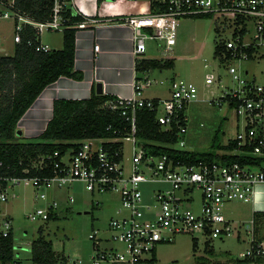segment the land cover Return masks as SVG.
Listing matches in <instances>:
<instances>
[{"label":"built area","instance_id":"2783aa9c","mask_svg":"<svg viewBox=\"0 0 264 264\" xmlns=\"http://www.w3.org/2000/svg\"><path fill=\"white\" fill-rule=\"evenodd\" d=\"M13 1V0H12ZM90 0L89 10L78 0H53L51 18L45 22H34L11 10L1 14L3 19H11L14 24V43L20 42L22 24L42 31H63L70 27L65 18L68 12L79 16L82 21L73 25L77 31L96 26L119 25L130 30L132 54L138 59L147 51L146 41H163V53L171 52L176 44L179 21L182 18L209 17L216 23L218 34L225 29L231 31L227 41L219 40L224 50L217 56L225 64L226 72L235 85L234 90L225 92L222 97L213 98L210 103L221 107L226 104L236 119V132L224 146L231 149H217V159L210 162L188 164L169 157L147 151L136 138V116L140 109L158 113L163 110L161 124L170 129L174 124L178 129L179 140L174 146H185L187 132L188 105L197 100V90L176 79L171 80L168 99H146L143 92L152 85L149 78L135 79L132 96L114 98L105 103V109L119 111L130 125L127 135L117 139L90 138L78 142L76 150L64 154L54 152L52 156L32 163L35 171L47 167L53 170L51 176H5L0 173V204L9 202L15 195L14 187H31L37 191L35 198L47 200L50 187L69 188L73 182H83L91 193H115L121 203L120 218L109 223L110 239L118 247L101 248L95 239L96 231L89 235L93 243V264H141L149 262L158 245L170 242L177 234H189L204 239V243L221 240L232 235L234 227L225 215V208L231 202L252 204L254 208L262 204L264 187V85L249 80L233 65L235 60L246 61L264 48V0H155L160 4L156 12L134 15L100 16L97 10L101 5L110 10L113 1ZM134 2L135 0H128ZM151 2V1H150ZM78 4V5H77ZM12 5V2L9 3ZM100 6V7H99ZM48 45L40 44L36 51L47 52ZM100 47H93V60L96 61ZM170 59L169 57H165ZM248 75V71H245ZM220 83V78L206 75L205 84ZM160 85L163 82H159ZM121 143V148L111 151L106 144ZM129 143L130 156L123 155V143ZM168 147V145H165ZM234 156L236 161H226L223 157ZM129 161L123 166V161ZM22 184V185H21ZM143 185L159 186L149 190V199L143 197ZM201 192V206L194 212L193 192ZM73 199H68L72 203ZM58 202L51 201L44 208L36 209L27 215L30 221L47 222L50 215L57 216ZM256 209L253 213H263ZM58 217V216H57ZM6 229L0 236L11 233V219L4 218ZM254 224V220H251ZM264 256V243H258L252 228L249 247L238 254V259Z\"/></svg>","mask_w":264,"mask_h":264},{"label":"rangeland","instance_id":"374dc122","mask_svg":"<svg viewBox=\"0 0 264 264\" xmlns=\"http://www.w3.org/2000/svg\"><path fill=\"white\" fill-rule=\"evenodd\" d=\"M4 8V5L0 4V10ZM4 10L8 12L7 8ZM108 14H111V11ZM10 21L11 19L0 18V56L13 54L11 42L13 31ZM215 25L213 18L209 17L182 18L179 21L176 44L169 53H163V47H160L164 45L163 41H146V58L166 60L165 57H169L174 61V67L171 69L151 71L148 77L152 85L145 89L146 97L168 99L172 79L194 86L197 90V100L190 103L186 110L188 123L184 136L185 146L182 148L186 151H209L211 141L217 133L219 145L224 146L236 132L233 111L228 109L226 104L218 107L210 103L213 98L218 99L225 92L235 89L234 83L226 72L225 64L220 63L218 57L214 55L217 42L229 40L231 31L225 29L218 34L214 31ZM40 41L51 49H61L63 33L62 31H42ZM233 65L247 79H254L256 84L264 85V48H261L255 57L246 61L235 60ZM245 71H248L247 76ZM206 75L219 77L220 83L216 81L211 85L205 84ZM161 81L162 85L159 83ZM163 117V110L159 108L157 119L162 121ZM16 136L19 142L39 140L37 137ZM123 155L125 159L130 156L127 142L123 143ZM125 159L124 167L129 163ZM158 187V185L141 187L147 203L150 202L149 190ZM12 193L15 196L9 202L0 204V231L6 229L4 218L8 216L11 219L14 262L16 263L9 264H33L30 245L39 235L51 241L53 250L63 253L68 258L69 264H93L91 256L95 240L89 239V235L95 231L97 233L95 239L100 241L101 248L119 246L111 241L108 230L110 221L124 214V212L118 213L121 203L117 194L113 192L91 193L83 182H73L68 189L50 187L45 191L47 200L36 199L38 192L31 187H14ZM200 194L198 190L193 192L195 202L191 208L194 212L200 209ZM70 197L73 199L72 203L68 202ZM51 201L59 204L56 220L46 223L30 221L27 218L29 213L44 208ZM224 215L235 229L231 236L221 240L216 239L210 243L208 249L212 250L211 254L206 252L203 238L198 237L197 248L193 249L194 236L177 234L170 242L157 246L155 262L147 261L141 264H236L238 254L249 247L252 228L257 231L255 238L264 243V214L253 216L251 204L231 202L227 204ZM203 257L208 261L205 262ZM252 264H264V257L261 261Z\"/></svg>","mask_w":264,"mask_h":264},{"label":"trees","instance_id":"16d2710c","mask_svg":"<svg viewBox=\"0 0 264 264\" xmlns=\"http://www.w3.org/2000/svg\"><path fill=\"white\" fill-rule=\"evenodd\" d=\"M98 4L103 0H97ZM5 8L19 15H23L34 22H45L51 18L53 0H13L10 6L3 0ZM160 4L155 0L150 2V11L159 10ZM68 28L62 31L63 41L61 49H50L47 52L36 51L40 45V34L29 25L22 24L20 42L14 46L11 56H0V173L5 176H23L28 169L29 176H51L53 170L47 162V167L35 171L31 168L33 162L41 158L52 156L54 152L64 154L69 150H76L78 142L84 139H117L130 131V125L119 111L105 109L107 101L113 97L92 94L88 99L71 100L55 99L52 105V116L43 132L35 142H19L17 126L28 109L34 104L45 88L55 83L61 77L81 79V75L74 70L75 35L77 29L73 26L82 18L73 16L70 12L65 15ZM16 24V20L14 22ZM218 32V29H214ZM222 44L217 42L214 55L223 51ZM174 67L173 59L156 60L140 59L135 63V73L147 74L152 70H164ZM136 138L143 147L157 155L167 154L169 157L188 164L210 162L217 159V149H231L232 145L220 146L218 133L211 141V148L206 152H193L177 149L174 146L179 140L178 129L172 125L170 129L163 127L157 119V112L140 109L136 116ZM165 145H168L166 147ZM111 151L121 148L120 142L106 144ZM226 161H236L234 156L223 157ZM263 213H254L253 216ZM55 214L50 215L48 221L56 220ZM47 221V222H48ZM46 222V223H47ZM254 232L257 233L255 230ZM256 237V235H255ZM257 239V238H256ZM258 243H261L259 239ZM194 239L193 249L197 248ZM209 243H205V250ZM31 259L33 264H69L68 258L52 248L51 241L39 235L31 242ZM13 235L0 236V264L14 262ZM264 257V256H263ZM263 257L236 259V264H252ZM207 262L208 260L202 258ZM153 254L149 262H155ZM16 263V262H14Z\"/></svg>","mask_w":264,"mask_h":264},{"label":"crops","instance_id":"0c3cea01","mask_svg":"<svg viewBox=\"0 0 264 264\" xmlns=\"http://www.w3.org/2000/svg\"><path fill=\"white\" fill-rule=\"evenodd\" d=\"M4 1H7V3L12 2V0ZM78 1L82 3L81 5L84 4V0ZM85 1H87L86 8L89 10L90 0ZM113 2L110 10H105L102 4L96 14L104 16L111 11L110 15L112 16L134 15L147 13L150 10V1L113 0ZM0 4L4 5L3 0H0ZM4 9L0 10V18L1 14L5 13ZM10 22L14 37V23L12 20ZM130 35L131 32L128 28L111 24L77 31L75 35L74 70L81 75V79L61 77L45 88L18 123L17 129L21 132L20 137H38L43 132L52 116V105L55 99H88L92 94H97L98 84L101 85L102 93L97 95H106L113 98L131 97L133 83L138 77L135 73V63L140 59L152 58H146L145 54L138 59L134 58ZM11 42L14 51L13 38ZM95 44L100 47L96 61L93 60V47ZM150 73L151 71L142 74V76L139 75V79L149 78ZM144 93L143 96L146 99H159L157 97L148 98ZM261 189L263 201L257 208L264 210V187ZM257 208H254L251 204L252 215H254L253 212Z\"/></svg>","mask_w":264,"mask_h":264},{"label":"water","instance_id":"95a60500","mask_svg":"<svg viewBox=\"0 0 264 264\" xmlns=\"http://www.w3.org/2000/svg\"><path fill=\"white\" fill-rule=\"evenodd\" d=\"M101 93H102L101 85L98 84L97 85V94H101ZM17 135L20 136L21 135V132L20 131H17Z\"/></svg>","mask_w":264,"mask_h":264}]
</instances>
